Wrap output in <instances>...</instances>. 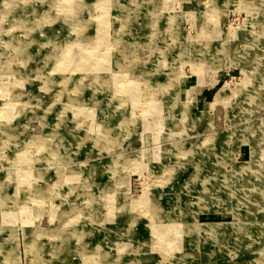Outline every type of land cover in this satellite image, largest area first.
<instances>
[{
	"label": "rangeland",
	"instance_id": "obj_1",
	"mask_svg": "<svg viewBox=\"0 0 264 264\" xmlns=\"http://www.w3.org/2000/svg\"><path fill=\"white\" fill-rule=\"evenodd\" d=\"M0 264H264V0H0Z\"/></svg>",
	"mask_w": 264,
	"mask_h": 264
},
{
	"label": "bare ground",
	"instance_id": "obj_2",
	"mask_svg": "<svg viewBox=\"0 0 264 264\" xmlns=\"http://www.w3.org/2000/svg\"><path fill=\"white\" fill-rule=\"evenodd\" d=\"M6 11H7V9H6ZM10 11V10H9ZM14 15V14H13ZM81 37V36H80ZM27 42V41H26ZM199 171V170H198ZM200 172V171H199ZM226 204V203H225ZM245 214V213H244ZM247 216V215H246Z\"/></svg>",
	"mask_w": 264,
	"mask_h": 264
}]
</instances>
